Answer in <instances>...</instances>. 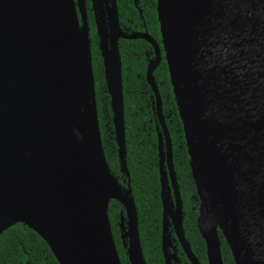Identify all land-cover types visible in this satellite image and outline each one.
I'll return each instance as SVG.
<instances>
[{
  "label": "water",
  "instance_id": "water-1",
  "mask_svg": "<svg viewBox=\"0 0 264 264\" xmlns=\"http://www.w3.org/2000/svg\"><path fill=\"white\" fill-rule=\"evenodd\" d=\"M76 6L79 18L73 0H0V233L16 223L27 227L57 264H120L107 219V205L113 200L122 207L118 232L127 264H145L125 165L117 47L119 38H140L154 50L145 82L160 129L161 247L166 206L173 202L175 236L189 254L170 139L152 78L159 49L146 33H120L114 0H92L96 49L123 186L110 172L101 148L88 27L81 0ZM155 13L199 202L195 226L207 264H222L217 232L233 264H264V0H155ZM74 42L76 47L71 48ZM71 50L65 62L64 55ZM71 60L84 76L93 188L83 241L57 216L46 183L50 163L54 168L57 161L53 154L61 142L65 108L70 106L59 93L75 70Z\"/></svg>",
  "mask_w": 264,
  "mask_h": 264
},
{
  "label": "trees",
  "instance_id": "trees-1",
  "mask_svg": "<svg viewBox=\"0 0 264 264\" xmlns=\"http://www.w3.org/2000/svg\"><path fill=\"white\" fill-rule=\"evenodd\" d=\"M117 1H121L122 5L131 9V0ZM143 17L146 23V32L155 41H158V24L154 12L152 11L150 15L144 8ZM86 18L101 148L110 172L115 176L118 183L124 186L125 178L120 177L118 171L111 114L108 97L104 90L100 59L96 49L97 41L93 17L88 0H86ZM134 20L139 22L136 21V18ZM148 50L146 43L141 40L118 41L123 99L125 165L136 210L138 239L144 263L162 264L159 251L161 207L158 197L155 121L149 99L151 93L144 80L146 61L143 52ZM153 78L160 96L164 124L171 143V162L184 213V235L192 252L201 262L204 261L205 256L203 242L194 224L197 216V205L193 198L195 191L187 165L181 124L172 99L166 65L163 60L154 70ZM121 210L122 207L118 202L113 200L108 202L107 219L115 250L120 264H127L118 232L119 212ZM218 236L220 254L224 259V264H233L229 250L219 232ZM0 264H57V262L45 243L33 231L16 223L0 233Z\"/></svg>",
  "mask_w": 264,
  "mask_h": 264
},
{
  "label": "bare ground",
  "instance_id": "bare-ground-1",
  "mask_svg": "<svg viewBox=\"0 0 264 264\" xmlns=\"http://www.w3.org/2000/svg\"><path fill=\"white\" fill-rule=\"evenodd\" d=\"M231 1L234 3L236 0ZM110 18L114 26L112 13ZM72 44L71 48H75V42ZM72 51L64 55L65 62L69 61ZM71 65L74 68V60H71ZM74 69L68 85L59 93L60 99L64 97L70 106L65 108L61 142L58 141L57 151L53 154L57 155V161H53L54 168L51 161L49 181L46 180V183L50 187L51 201L57 216L78 241H83V224L88 204L93 201V188L87 158L89 145L84 76L81 68ZM53 172H58L57 176Z\"/></svg>",
  "mask_w": 264,
  "mask_h": 264
},
{
  "label": "flooded vegetation",
  "instance_id": "flooded-vegetation-1",
  "mask_svg": "<svg viewBox=\"0 0 264 264\" xmlns=\"http://www.w3.org/2000/svg\"><path fill=\"white\" fill-rule=\"evenodd\" d=\"M73 1H74L75 9L77 12V17L79 18L80 15L78 13V8L76 6L77 0H73ZM88 2H89V9L92 13L93 23H94V15H93V10H92V0H88ZM114 2H115L116 22H117L118 28L120 30V33L122 35L128 36V35H135V34H142V33H146L148 35V33L146 32V23L144 21L143 11H144V8L147 9V11L150 15L153 11L155 14V18H156L155 0H131V9L127 8L125 5H122L121 1L116 2V0H114ZM117 3H118V5H117ZM81 5H83L84 14H85V18H86V0H81ZM141 8L143 9V11ZM118 9H119V18H118ZM134 18H136V21L138 20L139 22L138 23L135 22ZM86 22H87V20H86ZM94 30H95V27H94ZM158 34H159V32H158ZM148 36L154 41V43L157 45V47L159 49V56H160V60L158 62V65H159L161 60L164 61L163 52H162V48L160 45V36H159L158 41H155L150 35H148ZM119 40H127V41L141 40V41L145 42L146 45L148 46V49H149L148 51L143 52L144 58L146 61V67H147L148 62L154 58V50H153L152 46L147 41L140 39V38H137V39L119 38L118 41ZM96 41H97V38H96ZM118 41H117V47H118ZM96 44H97V42H96ZM99 59H100V57H99ZM119 60H120V58H119ZM157 66L155 67V69L157 68ZM146 67H145V71H146ZM154 70L152 71V78H153ZM144 80H145V72H144ZM153 81H154V78H153ZM149 90H150V88H149ZM150 93L151 94L149 95V99H150V103H151V107H152L153 106V95H152L151 90H150ZM153 115H154V121H155L154 130H155V134H156V154H157V145H158L157 144V134H158V132H160V129H159V126H158L154 112H153ZM162 116H163V113H162ZM163 120H164V116H163ZM163 166L165 168L164 160H163ZM157 169H158V157H157ZM176 183H177V181H176ZM194 191H195V189H194ZM178 192H179V189H178ZM158 197H159V195H158ZM179 198H180V194H179ZM193 198L196 201V205H197L196 211L198 214L199 202L197 200L196 193H195ZM172 201H173V199H172ZM180 201H181V199H180ZM160 207H161V205H160ZM161 213H162V208H161V212H160V224H159V251H160L162 264H207L206 255H205V248H204V256H205L204 261L200 262L199 259L197 258V256H195L194 253L192 252L190 244L187 241V239L185 238L184 230H183V215H184V213H183V209H182V201H181V228L183 231V238L187 244V249L189 251V254H187L182 249L180 243L178 242V240L175 236V232H174V228H173V224H172V219L174 216V203L173 202L171 203V205L167 204V206H166V215L165 216H166L167 221L165 222L166 230H165V234H164L163 249H162V247H161ZM195 220H196V218H195ZM194 224H195V222H194ZM219 235H220V233H219ZM218 239H219V236H218ZM203 245H204V243H203ZM219 250H220V242H219ZM220 256H221V254H220ZM221 259H222V257H221ZM222 264H224V259H222Z\"/></svg>",
  "mask_w": 264,
  "mask_h": 264
}]
</instances>
